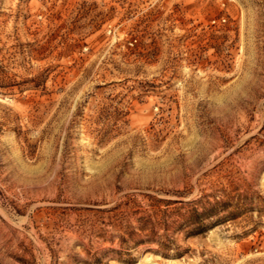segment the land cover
<instances>
[{
    "label": "rangeland",
    "instance_id": "obj_1",
    "mask_svg": "<svg viewBox=\"0 0 264 264\" xmlns=\"http://www.w3.org/2000/svg\"><path fill=\"white\" fill-rule=\"evenodd\" d=\"M148 194L234 216L121 244ZM0 264H264V0H0Z\"/></svg>",
    "mask_w": 264,
    "mask_h": 264
},
{
    "label": "trees",
    "instance_id": "obj_2",
    "mask_svg": "<svg viewBox=\"0 0 264 264\" xmlns=\"http://www.w3.org/2000/svg\"><path fill=\"white\" fill-rule=\"evenodd\" d=\"M192 203H200V201ZM209 204L211 205L209 207L202 205V210L192 206L187 212H182L186 207L184 200L148 194L144 199L128 197L127 200L108 209L99 210L110 213L107 223L119 230L118 237L121 244L138 245L157 242L164 249L169 250L175 244L173 236L176 231L184 230L188 235L202 234L214 227L217 221L234 216V213L228 212L227 215L219 217L221 211L218 208L223 206L228 210L232 206L230 202L216 199L214 202L209 201ZM123 205L127 208L123 209Z\"/></svg>",
    "mask_w": 264,
    "mask_h": 264
}]
</instances>
